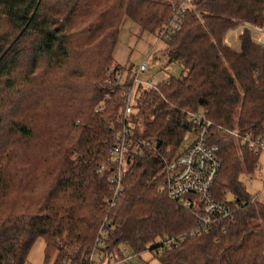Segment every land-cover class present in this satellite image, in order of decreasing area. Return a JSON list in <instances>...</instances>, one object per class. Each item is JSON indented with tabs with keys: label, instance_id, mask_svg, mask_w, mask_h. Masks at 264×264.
I'll return each instance as SVG.
<instances>
[{
	"label": "trees",
	"instance_id": "16d2710c",
	"mask_svg": "<svg viewBox=\"0 0 264 264\" xmlns=\"http://www.w3.org/2000/svg\"><path fill=\"white\" fill-rule=\"evenodd\" d=\"M180 2L0 0V264H24L36 237L52 264H90L103 219V257H121L122 245L138 256L148 250L158 264H264V198L240 180L259 155L227 135L212 137L220 167L210 194L237 209L157 251L162 238L194 225L189 209L158 190L164 161L190 130L184 111L264 141V42L247 28L237 49L224 42L240 25H264V0H190L178 28L161 36ZM125 18L163 39L165 61L180 67L154 88L136 84L128 116L121 93L131 68L122 80L118 64L105 73ZM123 128L141 151L127 159L109 207L106 151Z\"/></svg>",
	"mask_w": 264,
	"mask_h": 264
},
{
	"label": "built area",
	"instance_id": "2783aa9c",
	"mask_svg": "<svg viewBox=\"0 0 264 264\" xmlns=\"http://www.w3.org/2000/svg\"><path fill=\"white\" fill-rule=\"evenodd\" d=\"M190 0H181L178 8L169 18L165 27L160 31L161 36L174 32L181 21L182 13L185 6ZM247 28L254 39L259 42L256 36L260 31L257 26L240 25ZM115 64L106 68L107 76L114 74ZM146 70V64L140 63L135 67L131 77V86L122 93V115L128 116L131 112L132 93L136 84L148 88H154L155 84L151 78H142L140 74ZM121 80L123 74L115 72ZM100 109L95 107V111ZM185 122L190 124V130L182 134L181 142L186 141L187 145L182 151L169 160L164 161L163 165V181L159 187V192L164 194L166 198L176 202L190 210L194 216V225L185 233L178 236H167L160 240L159 250L170 249L175 246L179 238L187 236H196L207 232L216 222L228 218L238 205L236 202L231 203L225 200L214 199L211 194V187L220 167L219 146L212 141V137L219 135H227L238 141L242 145H247L254 150V153L260 154L264 152V141L258 137H252L249 134H240L234 129L224 128L220 125L213 124L207 119L201 111H184ZM126 128L122 129L118 134L114 143L110 145L106 151L107 161L110 165V173L107 177L109 195L106 203L109 207H113L118 201L122 192V174L124 171L126 159L131 155L141 151L140 144H131L125 138ZM144 145L154 143L153 140L141 142ZM256 167V163L254 165ZM103 166H98V170H102ZM108 222L103 219L98 226L95 236L93 250L90 254V264H125L131 256L137 257V254H123L115 259L114 255L107 253L103 257V253L98 249L104 243L106 237ZM128 250L127 247L124 249ZM101 258H104L100 261ZM135 264H142L136 262Z\"/></svg>",
	"mask_w": 264,
	"mask_h": 264
},
{
	"label": "rangeland",
	"instance_id": "374dc122",
	"mask_svg": "<svg viewBox=\"0 0 264 264\" xmlns=\"http://www.w3.org/2000/svg\"><path fill=\"white\" fill-rule=\"evenodd\" d=\"M257 37L264 42V25L260 27ZM238 32H241L238 31ZM165 44L163 39L158 38L155 33L141 31L136 24L125 18L120 26L117 41L113 50V64H118L123 68V76L128 68H131V75L136 66L144 62L146 70L140 74L142 78H151L154 84L161 82L169 76L177 77L180 67L176 63H167L161 54ZM187 145L186 141H182L180 148ZM240 180L246 191L250 195H256L258 199L264 198V152H261L256 161L252 173L243 174ZM227 199H232V195L228 193ZM122 254H131L129 250L120 245ZM54 254L47 260L44 259L43 240L36 237L30 245L26 261L24 264H52ZM158 264L155 257L148 250H145L137 257L131 256L125 264ZM119 264V263H117Z\"/></svg>",
	"mask_w": 264,
	"mask_h": 264
},
{
	"label": "crops",
	"instance_id": "0c3cea01",
	"mask_svg": "<svg viewBox=\"0 0 264 264\" xmlns=\"http://www.w3.org/2000/svg\"><path fill=\"white\" fill-rule=\"evenodd\" d=\"M240 30H242V27L238 26L237 28L228 31L224 36V42L227 45L231 46L232 48L237 49L238 48L237 36L239 34L238 31Z\"/></svg>",
	"mask_w": 264,
	"mask_h": 264
},
{
	"label": "water",
	"instance_id": "95a60500",
	"mask_svg": "<svg viewBox=\"0 0 264 264\" xmlns=\"http://www.w3.org/2000/svg\"><path fill=\"white\" fill-rule=\"evenodd\" d=\"M159 142H156V147L158 146ZM126 162H127V159H126Z\"/></svg>",
	"mask_w": 264,
	"mask_h": 264
}]
</instances>
